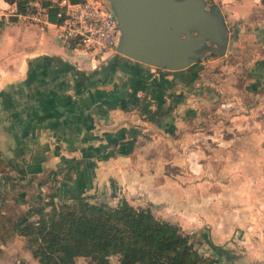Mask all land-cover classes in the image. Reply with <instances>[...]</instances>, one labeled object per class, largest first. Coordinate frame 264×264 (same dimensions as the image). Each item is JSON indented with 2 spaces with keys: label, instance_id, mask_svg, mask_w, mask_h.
<instances>
[{
  "label": "crops",
  "instance_id": "0c3cea01",
  "mask_svg": "<svg viewBox=\"0 0 264 264\" xmlns=\"http://www.w3.org/2000/svg\"><path fill=\"white\" fill-rule=\"evenodd\" d=\"M210 5L231 44L199 70L162 72L116 53L91 63L52 27L29 23L39 44L15 49L6 36L23 21L0 26V264H40L3 218L52 196L112 207L125 200L188 234L226 215L213 203L244 199L212 194L208 185L223 179L208 177L216 167H264V0ZM258 246L231 256L264 264Z\"/></svg>",
  "mask_w": 264,
  "mask_h": 264
},
{
  "label": "trees",
  "instance_id": "16d2710c",
  "mask_svg": "<svg viewBox=\"0 0 264 264\" xmlns=\"http://www.w3.org/2000/svg\"><path fill=\"white\" fill-rule=\"evenodd\" d=\"M3 165L0 157V171ZM89 199L71 195L56 203L49 197L7 221L6 232L22 237L40 264H76L77 259L84 264H216L178 226L156 219L150 210L125 200L112 207Z\"/></svg>",
  "mask_w": 264,
  "mask_h": 264
},
{
  "label": "water",
  "instance_id": "95a60500",
  "mask_svg": "<svg viewBox=\"0 0 264 264\" xmlns=\"http://www.w3.org/2000/svg\"><path fill=\"white\" fill-rule=\"evenodd\" d=\"M119 30L116 54L167 72L224 57L231 40L224 16L205 0H107Z\"/></svg>",
  "mask_w": 264,
  "mask_h": 264
},
{
  "label": "rangeland",
  "instance_id": "374dc122",
  "mask_svg": "<svg viewBox=\"0 0 264 264\" xmlns=\"http://www.w3.org/2000/svg\"><path fill=\"white\" fill-rule=\"evenodd\" d=\"M205 1L207 6H210L212 0ZM49 32H51V34L49 33V39L52 40V33L54 32L51 30ZM6 37L8 40H11L10 42L13 41L12 44L15 49H20V47L23 48L24 46L30 48L39 44L41 33L37 27L20 22L19 26L13 28ZM212 56L217 55L206 53L197 64L190 67L192 70H199L201 67L204 69L207 61ZM258 107V112L262 113L261 118L264 119V104H259ZM257 127L258 129L264 128V121L258 122ZM258 154L260 155L258 159L259 163L264 164V153ZM215 177L223 179L222 181H225L226 184H222L221 181V184L208 185L212 194L228 193L236 197H243L244 199L228 202L225 198L221 202L222 204L219 202L213 203L218 205L219 210L222 209L226 213L224 217L218 216L214 218L212 222L213 226L204 225L202 229H199L194 234L182 232L189 236L194 248L201 255L215 260L216 264H244L243 261L238 260V257L233 258L231 254L258 252L260 249L259 244L260 247L264 248V167L225 168L224 170L216 167L211 170L208 178L215 179ZM47 201L41 200V203L38 205H42ZM104 201L99 200L95 203H102ZM8 211V215L3 219L8 220L11 224L20 214L12 208ZM158 220L163 221L159 218ZM262 248L261 251L264 252ZM225 250L230 255L225 254ZM111 261L116 262V258H112Z\"/></svg>",
  "mask_w": 264,
  "mask_h": 264
},
{
  "label": "built area",
  "instance_id": "2783aa9c",
  "mask_svg": "<svg viewBox=\"0 0 264 264\" xmlns=\"http://www.w3.org/2000/svg\"><path fill=\"white\" fill-rule=\"evenodd\" d=\"M13 19L50 26L79 58L102 62L116 53L119 30L107 0H14L0 6V26ZM167 72L163 69H158Z\"/></svg>",
  "mask_w": 264,
  "mask_h": 264
},
{
  "label": "flooded vegetation",
  "instance_id": "af4514ba",
  "mask_svg": "<svg viewBox=\"0 0 264 264\" xmlns=\"http://www.w3.org/2000/svg\"><path fill=\"white\" fill-rule=\"evenodd\" d=\"M212 5H210L209 7H211ZM72 53V52H71ZM73 54V53H72ZM8 167V166H7Z\"/></svg>",
  "mask_w": 264,
  "mask_h": 264
}]
</instances>
